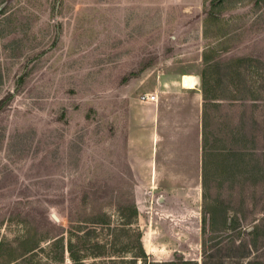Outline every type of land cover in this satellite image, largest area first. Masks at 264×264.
Here are the masks:
<instances>
[{"label":"rangeland","instance_id":"rangeland-1","mask_svg":"<svg viewBox=\"0 0 264 264\" xmlns=\"http://www.w3.org/2000/svg\"><path fill=\"white\" fill-rule=\"evenodd\" d=\"M167 72L205 90L207 223L186 238L129 157ZM146 230L171 234L161 260L264 264V0H0V264H141Z\"/></svg>","mask_w":264,"mask_h":264},{"label":"crops","instance_id":"crops-1","mask_svg":"<svg viewBox=\"0 0 264 264\" xmlns=\"http://www.w3.org/2000/svg\"><path fill=\"white\" fill-rule=\"evenodd\" d=\"M202 91L193 75L160 73L152 83L151 91L144 92L156 94L158 101L141 102L139 98L140 103L146 107L145 117L136 122L137 136L146 135L147 138L141 141L136 139L135 145L129 142L130 154L133 155L132 148L139 150H136L138 154L134 153L135 156H129L136 179L135 191L162 194L160 207L155 206L157 210L160 209L159 216L153 212L154 222L180 225L179 230L183 232L181 238L189 234L186 224L192 222L197 223L195 235L202 233L201 223L204 218L198 208L203 198L207 159L211 156L207 150L209 125L206 123V100ZM199 192H202V198ZM136 203L140 210L138 197ZM210 213L215 215L212 211ZM170 232L176 233V228ZM145 234L142 237V248L147 256H151V262L147 264L171 262L159 258L170 253V250L152 242L155 238L170 237L171 234L155 236V232L150 234L148 231ZM146 236L148 238L144 240Z\"/></svg>","mask_w":264,"mask_h":264},{"label":"trees","instance_id":"trees-1","mask_svg":"<svg viewBox=\"0 0 264 264\" xmlns=\"http://www.w3.org/2000/svg\"><path fill=\"white\" fill-rule=\"evenodd\" d=\"M208 59H209V58H208ZM208 59L205 60V61L207 62ZM203 91H205V90L203 89ZM205 97H206V96H205ZM133 210H134V212H133V217H137V216H138V210H137V208H136L135 205L133 206ZM211 211H212V213H216V211H218V210H216V209L212 210V209H211ZM213 215H214V214H213ZM132 223H133V222H129L128 225H130V224H132ZM206 223H207V221H206V218H205V219H203V224L206 225ZM235 224H238V225H239V223H238L237 221H235ZM220 225H221L222 228H224V229H226V230L229 229V228L227 227V222H222V223L218 224V221L216 220L215 216H213V217H212V220H211V227L213 228V230L216 231V229H218V228L220 227ZM233 227H234V226H233ZM258 230H259L258 227H254V231L251 232V234L255 236L254 239H257V238H258V237H257V236H258ZM253 244L256 245V241H253ZM253 244H252V245H253ZM205 251H206V247H205V244L203 243V256H204L205 253H206ZM145 257H146V254H145V252H144V250H143V248H142V249H141V254H140L139 258H141V260H142L143 263H144V259H145ZM152 264H156V263H152ZM161 264H199V263L196 262V261L182 260V261H180V262H177V261H174V262H164V263H161ZM203 264H207V263H206V262H203ZM251 264H254V263H251Z\"/></svg>","mask_w":264,"mask_h":264},{"label":"built area","instance_id":"built-area-1","mask_svg":"<svg viewBox=\"0 0 264 264\" xmlns=\"http://www.w3.org/2000/svg\"><path fill=\"white\" fill-rule=\"evenodd\" d=\"M140 101L141 102H154L156 103L158 101V96L154 93H144L140 95Z\"/></svg>","mask_w":264,"mask_h":264}]
</instances>
